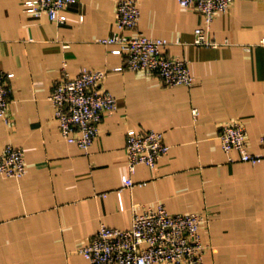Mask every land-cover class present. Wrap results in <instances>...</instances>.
Instances as JSON below:
<instances>
[{"label": "crops", "instance_id": "crops-1", "mask_svg": "<svg viewBox=\"0 0 264 264\" xmlns=\"http://www.w3.org/2000/svg\"><path fill=\"white\" fill-rule=\"evenodd\" d=\"M117 1L79 0L58 23L31 15L25 0H0V70L15 74L0 155L13 144L27 165L22 176L0 173V264H90L81 248L102 224L131 228L136 212L160 203L208 214L205 264H264V160L245 162L219 138L222 123L241 119L250 150H262L264 0H234L217 13L206 28L216 45L195 43L207 27L200 11L136 0L137 31L170 42L167 53L189 63L191 86L125 68L118 45L102 42L117 30ZM64 67L106 72L118 98L87 151L61 134L50 99ZM149 129L163 131L170 150L154 169L139 164L128 187V134Z\"/></svg>", "mask_w": 264, "mask_h": 264}, {"label": "built area", "instance_id": "built-area-1", "mask_svg": "<svg viewBox=\"0 0 264 264\" xmlns=\"http://www.w3.org/2000/svg\"><path fill=\"white\" fill-rule=\"evenodd\" d=\"M79 0H25L26 10L35 17L44 14L58 23L65 22L63 12ZM191 9L200 11L207 27L195 31V43L216 45L207 29L217 13L225 12L234 0H179ZM140 8L136 0H118L116 5L117 30L102 42L117 44L115 52L126 55L125 68L158 74L166 85L191 86L195 77L184 58L167 53L170 42L161 37L137 31ZM264 43V39H263ZM121 69V68H120ZM13 72L0 70V117L12 123L9 79ZM106 72L84 67L73 76L64 67L50 99L61 134L70 142L89 150L94 144L104 116L115 111L118 98L104 86ZM199 110L194 109L197 115ZM219 138L225 151L237 150L240 159L258 163L264 160V135L261 152L249 148L246 127L241 119L229 120L220 126ZM126 150L130 176L128 187L136 183L132 175L139 164L156 168L158 161L170 150L165 133L157 129L130 132ZM27 171L24 150L8 144L0 155V173L22 176ZM143 183V182H142ZM209 223L208 214L201 212H170L163 203L136 212L131 228L102 224L98 233L81 248L90 264H205L208 244L202 228Z\"/></svg>", "mask_w": 264, "mask_h": 264}]
</instances>
